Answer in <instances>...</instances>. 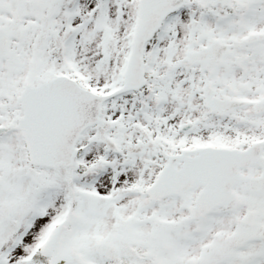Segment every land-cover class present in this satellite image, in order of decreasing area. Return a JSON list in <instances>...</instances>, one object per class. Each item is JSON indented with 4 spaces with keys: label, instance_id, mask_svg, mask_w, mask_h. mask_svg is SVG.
I'll list each match as a JSON object with an SVG mask.
<instances>
[{
    "label": "snow or ice",
    "instance_id": "1",
    "mask_svg": "<svg viewBox=\"0 0 264 264\" xmlns=\"http://www.w3.org/2000/svg\"><path fill=\"white\" fill-rule=\"evenodd\" d=\"M0 264H264V0H0Z\"/></svg>",
    "mask_w": 264,
    "mask_h": 264
}]
</instances>
